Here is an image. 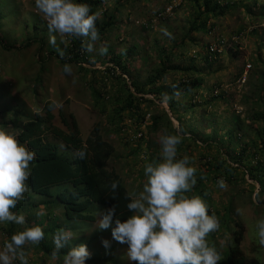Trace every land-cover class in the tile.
<instances>
[{
    "label": "rangeland",
    "instance_id": "1",
    "mask_svg": "<svg viewBox=\"0 0 264 264\" xmlns=\"http://www.w3.org/2000/svg\"><path fill=\"white\" fill-rule=\"evenodd\" d=\"M111 1H103L104 7L108 8L112 4ZM226 1L241 3L240 0ZM257 1L255 5L252 1H242L243 4L249 5L251 13L245 12L240 6L230 9L222 7L221 15L208 18L205 30L190 32L188 35L184 20L191 19L188 16L191 10L186 9L187 6L178 7V4H182L181 0L123 2L125 10L118 14L113 32L108 34L107 41L98 42L97 46L107 42L117 54L127 50L132 44H138L139 49H143V57L146 54L154 61L145 62V59L137 58L133 64L129 62L131 68L137 70L136 75L142 81L149 73L146 71L156 66L152 48L156 41L168 48L173 46L172 41H176L177 46L173 47L172 52L175 57H178L179 53H182V56L178 57L177 61V58L172 61L182 66L193 65L195 70H198L171 71L162 76L159 85L163 87L180 84L178 89H175L176 97L172 99L173 110L166 101L171 97L162 101L155 97L154 102L149 103L147 99L149 100L151 95H137L146 100L139 101V115L140 119L145 116V126L139 117L122 113L120 110L124 94L114 95L115 91H123L120 81L113 85L115 79L112 71L108 72L111 64L107 61H96L97 53H88L90 57L81 64H71V76L65 75L58 60L46 57L47 46L50 44V36L56 37V45L64 46L69 44L70 37L49 32L47 22L35 7V0H0V9L4 8L8 12L0 21V33L7 34L8 44L19 45L35 36L37 39L45 37L47 40L43 52L38 51L37 44L21 51L0 50V126L17 133L14 126L8 122L13 120L19 110H25L31 118H44L45 104L61 103V108H52L50 124L66 131L60 122V116H63L67 123L74 121L82 140L97 127L102 139L110 143L115 150L107 163V170L120 176L122 184L131 196L142 190L145 179L144 165L158 159L159 136L165 131L174 133L177 127L185 126L187 135L178 146V158L185 155L190 158V166L196 168L197 181L187 195L199 196L208 205L210 215L220 217L230 213L227 214L224 225L220 224L216 232L208 235L209 245L215 247L222 258L227 247L231 245L233 234L241 231L243 239L240 248L246 260L264 264V247L258 244L255 234V222L264 214V190L249 178L245 170L234 171V180L231 183L226 181L222 170L216 172L213 167L211 173L207 171L208 166H217V162L222 159L231 162L226 156L227 147L223 149L214 141H208L212 131L210 125L217 126L218 136L231 143L234 148H245L247 145L256 148L254 146L258 141H255L252 128L264 129V0ZM171 6L174 8L171 9ZM175 7H178V10L174 11ZM101 11L102 9L98 12L99 17ZM34 24L39 25V31L31 30ZM164 30L170 35H165ZM210 45L212 50L217 51H211L210 57L207 58ZM191 84L200 85L190 90L187 86ZM127 85L129 86L128 82ZM98 93L103 99L102 106L94 104L92 98V95H99ZM163 109L169 113L172 126L163 120L160 130L150 133L151 130L147 129L149 119L152 116L163 118ZM236 115L243 122L245 129L227 138L225 130L231 128L228 120ZM190 126L202 128V132L194 136L188 131ZM200 137L204 141H201ZM236 139L240 140L238 144ZM130 143L138 148L136 153L131 152ZM212 145L218 146V149ZM59 151L67 152L63 145H59ZM251 153L248 152L249 156ZM68 155L71 159L72 154ZM252 156L254 157L253 154ZM255 164L254 158L245 166L248 169ZM258 167L264 169V166ZM140 174L143 176L140 177ZM221 178L226 181L227 190L217 187L216 182ZM50 211L52 214L45 215L46 221L43 225H52L55 217H58L57 224L60 229H65L62 225V210ZM44 213L45 211H41V214ZM48 216L51 218L48 219ZM6 227L5 222L0 223V249L5 242L10 241V235L5 233ZM49 228L51 235L48 234V239H52L53 231L59 229H51L50 226ZM96 229L95 223L90 229L79 234L73 232L75 238H85L79 243L87 245L90 253L86 264H135L128 260L124 245L112 240L110 229H97V232L92 233ZM20 230L22 226L16 225L14 233ZM94 236L97 238L93 239ZM75 238L73 240H76ZM105 239L110 242L108 248L102 246L101 241ZM87 240L91 244H86ZM37 246L38 244L24 246L29 264H61L63 256L54 259L37 250ZM93 257L98 259L89 263ZM13 264H19V261H14Z\"/></svg>",
    "mask_w": 264,
    "mask_h": 264
},
{
    "label": "trees",
    "instance_id": "2",
    "mask_svg": "<svg viewBox=\"0 0 264 264\" xmlns=\"http://www.w3.org/2000/svg\"><path fill=\"white\" fill-rule=\"evenodd\" d=\"M103 1L105 3V1L108 2L110 0H78V2L86 3L89 6L90 13L98 14L99 10L102 9L100 17L96 22V27L101 37L99 43L108 40V34L112 33L116 26L118 14L123 13L125 10L123 2L127 0H112L110 2V4H112L108 8L104 7ZM242 1L243 0H240L241 3H234L233 1L227 2L226 0H181L182 4L180 6L178 4V7L187 6L188 8L186 9L191 10V13L188 14L191 19L186 18L184 20L185 29H188L187 35L190 34V32L205 30L208 18L221 15L222 7L230 9L231 7L240 6L244 8L245 12L251 13L249 5L243 4ZM247 1H252L253 5L258 3L257 0ZM178 7H175L174 11H176V9L178 10ZM173 8L174 7L171 6V9ZM5 13L8 14L4 8L0 9V21L5 18ZM39 28L38 24H34L31 30L39 31ZM0 29L2 28L0 27ZM46 41L45 37L37 39V36H35L32 39H26L19 45H10L8 44L7 34H3L2 32L0 33V50L6 52L21 51L37 44L38 51L43 52ZM172 42L173 46H170V48L163 44L159 45L157 41L154 42L152 48L156 59V66L146 71L149 73L143 81L136 75L137 70L134 68L132 69L129 62L133 64L137 58L145 59V62L150 60L151 62L154 61L146 54L143 57V49H139L138 44H132L127 50L119 51L117 54L113 52V46L109 45L106 55L101 56L98 54L95 58L96 61H107V63L111 64V68H108V72L112 71V76L115 79L113 85L120 81L119 83L123 87H121V91L123 92H120V90L114 92V95L117 96L124 94V101L120 108L122 113L135 115L137 118L139 117L140 122L145 126L147 124L145 116L143 115L140 119L139 115V101L146 102L142 96L151 95V98L149 100L147 99L149 103H153L155 97L161 101L165 97H171V99H167L166 101L169 108L173 110L174 102H172V99L176 97L175 89H178L180 84L176 86L173 85V87H163V85H159L162 76L171 71L198 72L193 65L182 66L172 61L176 58L175 61H177L178 57L182 56V53H179L178 57L174 56L172 49L176 47L177 44L176 41ZM47 48L46 57L55 58L61 63V66H63L65 62L79 65L84 62L85 59H88L87 57L89 56V54L82 49L80 40L75 38H69V44H67V46L58 44L53 47L49 44ZM212 49V45H210L207 49L209 53L207 58L210 57L211 51L212 53H216L215 51H217V49ZM61 50L65 53L63 59L59 55V51ZM95 59L94 62H96ZM116 73H119V75H116ZM199 85L200 84L197 86ZM197 86L191 84L189 87L187 86V88L191 90ZM92 96L94 104L97 103V105L102 106L103 99L101 95L94 94ZM50 106L51 104H45L43 106L44 118H31L30 114L25 110H19V115L16 113L14 118H12L13 120L8 122L11 126L13 125L17 133H19V142L27 144V146L36 153V159L30 165L31 174L27 181L30 190L24 195V199L17 203L16 208L12 209V211L17 214L22 213L26 217V226H34L37 224V226L41 225L40 227L42 229L47 230H44V239L37 246V250L47 256H52V252L54 251L52 239H48V234L51 235L49 226L51 229H60V226L57 224L59 220L58 217H55L52 225L48 224L49 226L46 227L43 225L44 223L41 224L42 220L46 221L47 215L52 214L50 209H61L63 212L62 225L65 226L64 228L70 229L78 234L84 230L90 229L91 223L97 220V213L103 212L113 204L117 206L116 216L121 219V221L131 215L126 208V203L128 202L126 197H130L131 195L122 184L120 176L114 171L107 170V163L111 160L115 152L114 147L102 139L97 127H94L90 131L85 140H82L80 137L75 122L71 121L67 123L63 116H60V122L62 126L66 128V131L54 127L50 124V120H52L50 116L52 108ZM161 115L163 118L152 116V118L149 119L147 129L151 130L150 133L158 132L162 126L163 120H166L169 125L172 126L169 113L163 109ZM228 121L231 128L225 130L227 138L244 131L245 126L239 116H232ZM211 123L214 124L215 122L211 121ZM210 126L212 131L210 132L211 137H209L210 140L208 141H214L218 146L223 147V149L227 147L226 156L229 157L231 162L229 163L221 158L222 160L217 162V166H208V173L212 172L213 167V170L216 172L222 170L226 181L231 183L234 180V171L242 169L245 170L251 180L255 181V183L264 190V169L258 167L264 166V129L252 128L255 141H258V144L254 146L256 148L249 145L245 146V148L244 146H237L234 148L231 143L218 136L219 128H217V126ZM180 127L185 130V126L181 125ZM188 131H190L192 135L198 136L199 133L202 132V128L190 126ZM200 139L204 141L201 137ZM236 142L238 144L240 140L236 139ZM59 145H63L66 151L69 152L68 154L74 156L73 160L68 157L69 155L67 152L61 153L59 151ZM84 145L87 146V158L81 160L75 156V152ZM212 146L218 149V146ZM130 147L131 152L136 153L138 151V148L131 143ZM248 152H252L251 156H249ZM254 158L256 159L255 166L252 165V168L247 169L245 164L249 163ZM142 176L143 175L140 174V177ZM111 180H116L119 183L116 199H112L108 189L103 187ZM41 211H45V213L41 214ZM216 212L220 215L218 211ZM227 214H222L220 217L217 216L221 226L226 222ZM50 218L51 216H48V219ZM5 223L7 224L5 233L9 234L11 237V235L14 234L16 225L10 222ZM93 232H97V229L93 230L92 233ZM53 233H55V231H53ZM94 238L97 237L94 236L93 239ZM75 239L76 240L70 242L69 246L60 250L59 256H63L68 251V247L78 246L80 244L79 242L83 241L85 238H79L80 240L78 238ZM242 239L243 233H241V231L233 234L231 245L227 247L218 264H257L254 260L248 261L244 257L240 248ZM86 244H91V242L87 240ZM96 259L98 258L93 257L89 260V263H94Z\"/></svg>",
    "mask_w": 264,
    "mask_h": 264
},
{
    "label": "clouds",
    "instance_id": "3",
    "mask_svg": "<svg viewBox=\"0 0 264 264\" xmlns=\"http://www.w3.org/2000/svg\"><path fill=\"white\" fill-rule=\"evenodd\" d=\"M35 7L47 22L50 33L80 40L86 53L107 54V43L97 46L101 39L96 27L99 16L90 13L86 3L78 0H35ZM164 34L170 35L166 30ZM49 43L55 47L56 37L50 36ZM59 55L63 59L64 51H59ZM72 71V65L65 62L62 72L71 76ZM62 106L54 102L50 107ZM185 135V130L177 127L174 133L165 131L159 136L158 159L144 165L142 190L126 197V208L131 215L121 221L116 216L117 206L113 204L97 213V220L91 223V227L96 223L99 230L110 229L112 240L127 249L130 262L218 264L221 260L217 249L210 246L207 240L208 235L220 227L217 216L209 214L208 205L199 196L187 195L197 181L196 168L190 166V158L187 155L178 158V146ZM18 136L19 133L0 126V223L22 226V230L11 235L10 241L0 249V264H13L17 260L19 264H29L24 246L37 245L45 236L40 226H26V217L12 211L30 190L27 183L31 174L30 165L36 159V153L27 144L19 142ZM75 156L86 159L87 146L77 149ZM216 184L221 190L228 188L223 178L218 179ZM103 187L108 189L112 199H116L118 181L111 180ZM44 222L42 220L41 224ZM255 234L258 244L264 247V214L255 222ZM74 238L70 229L57 230L52 235V257L58 258L60 250L69 246ZM101 243L105 248L110 247L107 239ZM89 258L87 245L79 244L68 247L61 264H86Z\"/></svg>",
    "mask_w": 264,
    "mask_h": 264
}]
</instances>
